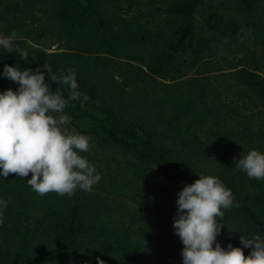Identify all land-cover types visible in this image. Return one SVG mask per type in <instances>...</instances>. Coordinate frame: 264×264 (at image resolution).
I'll return each instance as SVG.
<instances>
[{"label": "trees", "instance_id": "obj_1", "mask_svg": "<svg viewBox=\"0 0 264 264\" xmlns=\"http://www.w3.org/2000/svg\"><path fill=\"white\" fill-rule=\"evenodd\" d=\"M219 8L221 31L204 36L197 17L210 24ZM13 31L29 58L0 48V92L19 87L5 64L40 68L65 98L50 77L75 69L90 100L70 101L65 114L92 138L80 154L102 178L91 191L38 196L31 173L0 175V264H183L177 194L199 175L219 178L240 204L224 210L221 247L243 248V233L264 238V181L235 167L264 153V0H0V33ZM243 35L255 38L251 61L210 77L206 57Z\"/></svg>", "mask_w": 264, "mask_h": 264}, {"label": "clouds", "instance_id": "obj_2", "mask_svg": "<svg viewBox=\"0 0 264 264\" xmlns=\"http://www.w3.org/2000/svg\"><path fill=\"white\" fill-rule=\"evenodd\" d=\"M16 39L15 31L10 36H0V48L9 54L18 52L20 59L27 62L28 52L16 47ZM43 68L47 74L52 72L47 63ZM2 76L19 87L0 92V175L6 178L16 174L24 179L31 173L27 184L38 196L49 193L72 196L77 188L91 191L102 177L80 153L91 151L92 138L71 130V118L65 114L70 101L80 100L83 109L84 102L90 100L78 90L75 69L50 77L67 87L66 98L61 88L50 90L40 68L33 71L5 64ZM235 167L250 179L264 181V153L258 150L240 156ZM177 195L173 227L184 246L183 264H264V238L257 233L239 235L243 248L251 249L247 256L242 247L229 243L225 249L217 241L225 226L221 222L224 210L240 206L231 189L219 178L199 175ZM6 207L7 201L0 199V224ZM98 264L104 262L98 259Z\"/></svg>", "mask_w": 264, "mask_h": 264}, {"label": "rangeland", "instance_id": "obj_3", "mask_svg": "<svg viewBox=\"0 0 264 264\" xmlns=\"http://www.w3.org/2000/svg\"><path fill=\"white\" fill-rule=\"evenodd\" d=\"M220 13L222 15H220ZM209 19H210L209 15H206L205 17L198 16L196 19L197 29L201 31L204 36H210L213 28H216L218 31H221L222 26H218V24L222 25V21L226 19V17H224V10L219 8V13L213 16L211 20L212 22H210V24L205 22V20H209ZM0 36H2L1 33ZM223 47L224 49L221 51L216 50L219 53V55L216 54L218 57L215 56L206 57V60L211 62L212 65L214 66L212 73H209L210 77H215L216 75H222V73L228 71L225 68H227L226 65L229 61L242 60V62L247 65L251 61L252 53L254 51H257L255 38L252 35H248V36L243 35L241 38L238 39H235L234 37H230L229 46L226 47L223 46ZM221 68L224 70H217ZM260 70L262 75L264 76V64L261 65ZM258 110H261V108L251 105L247 111H249L250 113H256V111ZM261 116L264 117V115ZM234 154H235L234 157H237V154L236 153ZM238 159L239 158H237V160ZM232 239L235 240L234 237H232Z\"/></svg>", "mask_w": 264, "mask_h": 264}]
</instances>
